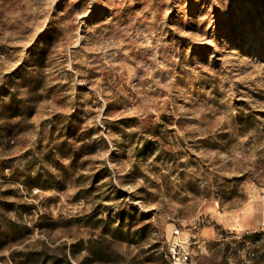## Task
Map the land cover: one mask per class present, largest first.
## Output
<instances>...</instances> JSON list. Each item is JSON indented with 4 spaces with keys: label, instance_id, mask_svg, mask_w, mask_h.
<instances>
[{
    "label": "rangeland",
    "instance_id": "obj_1",
    "mask_svg": "<svg viewBox=\"0 0 264 264\" xmlns=\"http://www.w3.org/2000/svg\"><path fill=\"white\" fill-rule=\"evenodd\" d=\"M174 228L264 264V0H0V264H168Z\"/></svg>",
    "mask_w": 264,
    "mask_h": 264
},
{
    "label": "built area",
    "instance_id": "obj_2",
    "mask_svg": "<svg viewBox=\"0 0 264 264\" xmlns=\"http://www.w3.org/2000/svg\"><path fill=\"white\" fill-rule=\"evenodd\" d=\"M190 245V239L182 240L181 230L174 228L171 231V237L164 252L165 260L168 264H188Z\"/></svg>",
    "mask_w": 264,
    "mask_h": 264
},
{
    "label": "bare ground",
    "instance_id": "obj_3",
    "mask_svg": "<svg viewBox=\"0 0 264 264\" xmlns=\"http://www.w3.org/2000/svg\"><path fill=\"white\" fill-rule=\"evenodd\" d=\"M164 258H165V255H164Z\"/></svg>",
    "mask_w": 264,
    "mask_h": 264
}]
</instances>
